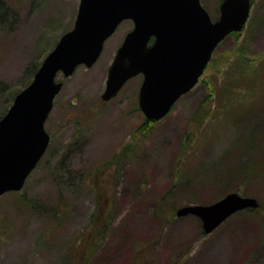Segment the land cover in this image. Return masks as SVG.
Instances as JSON below:
<instances>
[{
  "label": "rangeland",
  "instance_id": "rangeland-1",
  "mask_svg": "<svg viewBox=\"0 0 264 264\" xmlns=\"http://www.w3.org/2000/svg\"><path fill=\"white\" fill-rule=\"evenodd\" d=\"M6 1L17 17L0 25V115L29 81L26 67L73 26L79 3ZM220 1L200 3L215 19ZM131 28L123 20L91 66L57 74L47 148L22 188L0 196V264H264V0H252L244 27L151 124L137 104L142 75L100 97ZM231 191L262 208L207 234L196 216L175 215Z\"/></svg>",
  "mask_w": 264,
  "mask_h": 264
},
{
  "label": "water",
  "instance_id": "water-1",
  "mask_svg": "<svg viewBox=\"0 0 264 264\" xmlns=\"http://www.w3.org/2000/svg\"><path fill=\"white\" fill-rule=\"evenodd\" d=\"M250 8L251 0H221L212 19L200 0H79L73 26L0 117V196L22 188L47 148L44 124L62 86L57 74L91 66L121 21L130 19L133 25L108 67L100 97L109 100L141 73L138 105L155 122L197 83L218 43L244 27ZM258 205L255 197L231 191L210 203L183 205L175 215L198 217L207 234L233 213Z\"/></svg>",
  "mask_w": 264,
  "mask_h": 264
},
{
  "label": "trees",
  "instance_id": "trees-1",
  "mask_svg": "<svg viewBox=\"0 0 264 264\" xmlns=\"http://www.w3.org/2000/svg\"><path fill=\"white\" fill-rule=\"evenodd\" d=\"M251 2H252V0H251ZM16 17L17 16H16V12L14 10V7H12L6 0H0V25L3 24V23L13 24L15 22ZM230 34L237 35L238 33L237 32H231ZM38 66H39V64H37V65L36 64L35 65L33 64V65H30V66H27L26 67L25 70L29 74V81L31 80V78H32L34 72L36 71V69L38 68ZM29 81L27 82V84L29 83ZM5 88L6 87H4V85H0V89L1 90L5 89ZM20 89L11 92L8 105L12 102L15 94ZM4 113H5V111L3 112V114ZM2 115H0V116H2ZM146 123H150L151 124V122L149 120L145 119L144 122H143V124H146ZM261 208H262V205H259V208L246 209V211H258ZM262 221L264 222V217H262Z\"/></svg>",
  "mask_w": 264,
  "mask_h": 264
},
{
  "label": "flooded vegetation",
  "instance_id": "flooded-vegetation-1",
  "mask_svg": "<svg viewBox=\"0 0 264 264\" xmlns=\"http://www.w3.org/2000/svg\"><path fill=\"white\" fill-rule=\"evenodd\" d=\"M137 75H138V74H137ZM139 75H142V74L139 73ZM135 76H136V75H135ZM142 79H143V76H142ZM141 82H142V81H141ZM138 91H139V88H138ZM179 98H180V97H179ZM179 98H178V99H179ZM178 99H177V100H178ZM177 100L175 101V103L177 102ZM175 103H174V104H175ZM137 104H138V95H137ZM174 104L172 105L171 109L173 108ZM138 108H139V105H138ZM139 109H140V108H139ZM171 109H170V110H171ZM170 110H169V111H170Z\"/></svg>",
  "mask_w": 264,
  "mask_h": 264
}]
</instances>
